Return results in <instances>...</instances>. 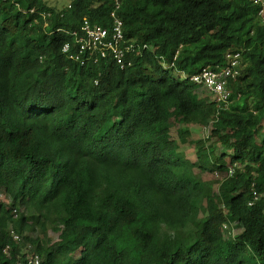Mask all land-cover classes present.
Wrapping results in <instances>:
<instances>
[{
  "label": "trees",
  "instance_id": "1",
  "mask_svg": "<svg viewBox=\"0 0 264 264\" xmlns=\"http://www.w3.org/2000/svg\"><path fill=\"white\" fill-rule=\"evenodd\" d=\"M114 3L0 0V264H264L261 5L118 0L130 66L69 59ZM226 52L239 75L218 109L189 77Z\"/></svg>",
  "mask_w": 264,
  "mask_h": 264
},
{
  "label": "built area",
  "instance_id": "2",
  "mask_svg": "<svg viewBox=\"0 0 264 264\" xmlns=\"http://www.w3.org/2000/svg\"><path fill=\"white\" fill-rule=\"evenodd\" d=\"M255 3L261 5L259 14L264 12V0H255ZM119 8L118 0H115L114 10L110 13L112 20V26L110 29L101 27L99 25H90L87 20H84L79 30H74L70 33L73 37V42L77 48L75 54H71L69 59L78 60L82 53L89 52L98 53L101 57H104L107 53L112 56L114 61L120 68L125 65L130 66V63H125V52H134L135 48L132 44H128L123 47L126 42L124 40L122 32V22L117 16V10ZM71 46L65 44L62 48L63 53H69ZM225 66L219 69H211L209 67L203 68L200 72L191 75L189 82L192 83L198 89H203L205 92L212 96L213 102L218 109H225L229 104L230 92L227 88V84L230 80L235 79L239 75L238 64L239 54L226 52L225 54ZM233 170H229L231 175ZM2 195L0 194V199ZM256 192H253V200L257 199ZM253 201H250L248 205H252ZM14 216H16L15 210H13ZM14 241H18L19 237L11 231ZM27 264H40V258L36 254H32L27 257Z\"/></svg>",
  "mask_w": 264,
  "mask_h": 264
},
{
  "label": "rangeland",
  "instance_id": "3",
  "mask_svg": "<svg viewBox=\"0 0 264 264\" xmlns=\"http://www.w3.org/2000/svg\"><path fill=\"white\" fill-rule=\"evenodd\" d=\"M49 6L55 7L56 9H63L66 8L71 0H44ZM175 76H177L178 74H176L175 72L173 73ZM182 79L185 78V75H182L181 77ZM197 88V87H196ZM195 94L197 97H203V98H207L208 100H212V96L210 94H208L207 92H205L203 89H196L195 90ZM201 134V136H205L208 134V130L205 129L203 131H198L196 129H193V135L194 137H199V135ZM194 153L195 150L194 149H188L187 151L184 152V157L186 160H190L193 159L194 157ZM194 172H196V170L194 169ZM234 232L236 233V229L233 228ZM50 236L55 239V235H53L52 233H50Z\"/></svg>",
  "mask_w": 264,
  "mask_h": 264
}]
</instances>
